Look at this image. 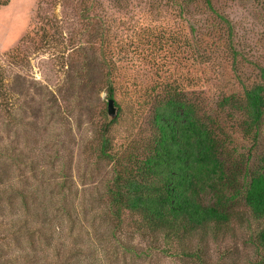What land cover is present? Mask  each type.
Instances as JSON below:
<instances>
[{"label":"rangeland","instance_id":"obj_1","mask_svg":"<svg viewBox=\"0 0 264 264\" xmlns=\"http://www.w3.org/2000/svg\"><path fill=\"white\" fill-rule=\"evenodd\" d=\"M200 1L0 5V264H264L262 225L240 196L228 226L182 246L135 230L127 214L111 222L115 167L98 156L101 134L116 159L143 144L167 84L217 120L249 170L264 154V116L247 136L242 96L264 67V0H210L213 13ZM221 16L231 35L211 31ZM228 90L239 100L221 106Z\"/></svg>","mask_w":264,"mask_h":264},{"label":"trees","instance_id":"obj_2","mask_svg":"<svg viewBox=\"0 0 264 264\" xmlns=\"http://www.w3.org/2000/svg\"><path fill=\"white\" fill-rule=\"evenodd\" d=\"M192 1L182 0V4L188 6ZM6 4L7 0L0 3ZM199 4L208 13L214 12L210 0ZM220 19L224 25L217 24L211 31L230 34L229 21L222 16ZM258 71L260 83L244 88L242 95L247 117L243 132L257 138L264 116V67ZM2 81L0 75V89ZM107 91L112 99L110 83ZM236 97L237 92L228 90L220 105L233 106L239 100ZM156 98L160 100L155 101L153 129L143 144L129 147L116 159L117 150L108 131L100 137L98 156L115 167L107 190L114 228L121 227L127 214L135 230L162 235L182 246L197 235L204 237L209 231L217 233L228 226L238 215L233 211V198L240 196L251 218L262 225L257 243L264 248V154L249 170L250 158H243L230 147L217 120L201 114L203 110L175 85H165Z\"/></svg>","mask_w":264,"mask_h":264},{"label":"water","instance_id":"obj_3","mask_svg":"<svg viewBox=\"0 0 264 264\" xmlns=\"http://www.w3.org/2000/svg\"><path fill=\"white\" fill-rule=\"evenodd\" d=\"M117 114V107L115 105V101L111 98L107 100V115L112 120L115 118Z\"/></svg>","mask_w":264,"mask_h":264}]
</instances>
